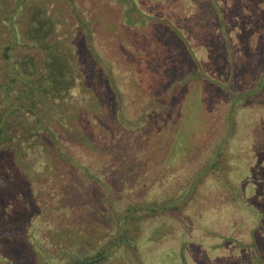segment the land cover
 I'll list each match as a JSON object with an SVG mask.
<instances>
[{
  "label": "rangeland",
  "instance_id": "obj_1",
  "mask_svg": "<svg viewBox=\"0 0 264 264\" xmlns=\"http://www.w3.org/2000/svg\"><path fill=\"white\" fill-rule=\"evenodd\" d=\"M101 250L264 264V0H0V264Z\"/></svg>",
  "mask_w": 264,
  "mask_h": 264
},
{
  "label": "trees",
  "instance_id": "obj_2",
  "mask_svg": "<svg viewBox=\"0 0 264 264\" xmlns=\"http://www.w3.org/2000/svg\"><path fill=\"white\" fill-rule=\"evenodd\" d=\"M42 12L40 13L39 11H37L34 14V18H33V22H34V26L32 27L31 30H29V34H32L31 36L34 37L35 39H39L41 42L43 40H41L43 38V34L46 32L51 31V29L53 30V24L52 21H50L47 18H42ZM56 66L55 71L52 75V78L56 77V79L54 80V82L56 83V81H58L57 83H63L64 82V76H66L65 72L61 69V68H57L58 65H54ZM57 70H60L59 72H57ZM61 72V73H60ZM59 77V78H58ZM262 85H263V81H262ZM258 88H261V84L258 86ZM254 92H257L258 89L253 90ZM252 93V92H251ZM3 131V130H2ZM4 132V131H3ZM2 134V133H1ZM105 250H101L98 254H96L95 256L88 258L82 262H79L78 264H95L96 262L100 261L102 258L105 257Z\"/></svg>",
  "mask_w": 264,
  "mask_h": 264
}]
</instances>
